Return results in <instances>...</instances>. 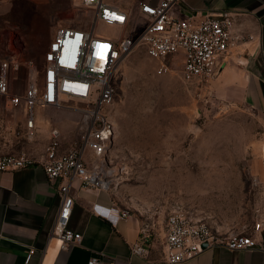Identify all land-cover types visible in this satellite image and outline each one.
<instances>
[{
	"label": "rangeland",
	"instance_id": "1",
	"mask_svg": "<svg viewBox=\"0 0 264 264\" xmlns=\"http://www.w3.org/2000/svg\"><path fill=\"white\" fill-rule=\"evenodd\" d=\"M92 16L78 0H0V66L9 56L22 63L20 70L9 71L12 93L27 86L30 66L42 68L44 53L61 28L90 29ZM140 26L132 31L98 23L95 30L119 38L137 34ZM159 64L138 46L116 72L108 191L118 206L155 232L178 209L205 218L220 231L252 227L264 213L262 184L254 182V177L264 182L262 114L218 96L213 84L183 82L181 59L163 74ZM26 117L24 106L10 108L0 96V154L41 153L51 127L62 128L68 148L81 127L75 112L39 105L36 132L29 138Z\"/></svg>",
	"mask_w": 264,
	"mask_h": 264
},
{
	"label": "built area",
	"instance_id": "2",
	"mask_svg": "<svg viewBox=\"0 0 264 264\" xmlns=\"http://www.w3.org/2000/svg\"><path fill=\"white\" fill-rule=\"evenodd\" d=\"M178 1L141 2L139 12L132 14L104 0H80L93 11L92 27L61 28L44 54L42 68L30 66L24 94L12 93L8 77L10 69L18 71L22 63L9 56L0 66V96L6 97L10 108L24 106L29 138L36 132L35 108L39 105L80 116L77 139L68 148H63L62 130L53 127L41 157L26 151L0 154V171L40 165L50 180H61L60 211L52 232L60 247L79 244L83 239L81 232L69 227L75 204L72 182L79 179L88 190L110 188L106 159L116 134L110 109L117 94L114 78L126 56L142 46L150 58L159 61V74L172 71L173 63L181 59L183 82L207 87L225 68L228 53L253 39L251 34L237 28L232 12H196L182 18L172 11ZM98 23L122 30L130 26L132 31L137 29L138 23L141 26L137 34L118 38L96 31ZM71 102L78 104L72 106ZM254 182L262 184L264 196V182L256 177ZM93 211L112 223L131 215L127 209L100 204H95ZM165 228L163 258L168 264L185 262L217 246L230 250L264 248V213L252 227L220 231L205 218L178 209L168 216ZM151 237V227H143L140 241L134 244L132 251L143 254ZM36 251L35 247H29L23 261L17 264H30ZM87 264L114 262L94 255Z\"/></svg>",
	"mask_w": 264,
	"mask_h": 264
},
{
	"label": "crops",
	"instance_id": "3",
	"mask_svg": "<svg viewBox=\"0 0 264 264\" xmlns=\"http://www.w3.org/2000/svg\"><path fill=\"white\" fill-rule=\"evenodd\" d=\"M24 1L42 4L50 0ZM54 1L68 4L77 0ZM104 1L132 14L139 12L141 2H159ZM224 10L232 12L237 28L251 34L253 39L228 53L226 66L212 82V89L220 97H228L258 110L264 118V0H179L172 11L184 18L196 12L210 14ZM25 88L17 94H24ZM65 145L63 142V148H67ZM43 152L31 154L41 157ZM60 182L50 180L40 165L0 171V264L22 262L29 247L37 250L30 264H87L94 255L114 264H168L163 258L165 226L157 232L151 228L152 237L145 252L134 253L132 247L140 241L142 220L130 215L112 223L96 214L93 211L95 204L108 208L122 207L115 203L108 190H88L82 187L79 179L72 182L75 204L69 227L81 232L83 239L79 244L60 247L52 235L60 211ZM179 264H264V248L230 250L217 246Z\"/></svg>",
	"mask_w": 264,
	"mask_h": 264
},
{
	"label": "water",
	"instance_id": "4",
	"mask_svg": "<svg viewBox=\"0 0 264 264\" xmlns=\"http://www.w3.org/2000/svg\"><path fill=\"white\" fill-rule=\"evenodd\" d=\"M205 247H206V244H205Z\"/></svg>",
	"mask_w": 264,
	"mask_h": 264
},
{
	"label": "bare ground",
	"instance_id": "5",
	"mask_svg": "<svg viewBox=\"0 0 264 264\" xmlns=\"http://www.w3.org/2000/svg\"><path fill=\"white\" fill-rule=\"evenodd\" d=\"M110 183V182H109Z\"/></svg>",
	"mask_w": 264,
	"mask_h": 264
}]
</instances>
